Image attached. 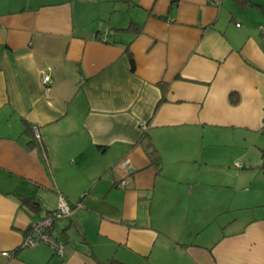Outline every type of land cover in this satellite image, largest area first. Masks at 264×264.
Segmentation results:
<instances>
[{
  "label": "crops",
  "instance_id": "1",
  "mask_svg": "<svg viewBox=\"0 0 264 264\" xmlns=\"http://www.w3.org/2000/svg\"><path fill=\"white\" fill-rule=\"evenodd\" d=\"M218 1L0 0V264H264V148L246 193L204 173L264 146V26ZM60 197L63 255L23 246Z\"/></svg>",
  "mask_w": 264,
  "mask_h": 264
},
{
  "label": "rangeland",
  "instance_id": "2",
  "mask_svg": "<svg viewBox=\"0 0 264 264\" xmlns=\"http://www.w3.org/2000/svg\"><path fill=\"white\" fill-rule=\"evenodd\" d=\"M250 3L239 5L234 0H225L224 7L227 11L237 14L241 18L242 27L256 30V35L261 38L258 27L264 26V0H249ZM122 6H117V9H123ZM126 12H122L121 21L118 23L121 26H127ZM239 21V20H238ZM262 32V31H261ZM259 142L264 143V136H260ZM264 146H259L258 143L250 142L249 140L239 141L226 147H212L209 152V166L204 172L211 178L221 177L225 184V193L230 199L241 193H246L243 187L254 184L255 177L261 176L262 172L259 168L261 151ZM260 166L257 167V165ZM224 191L223 189H221ZM250 191V189H249ZM234 216H228L231 218Z\"/></svg>",
  "mask_w": 264,
  "mask_h": 264
},
{
  "label": "built area",
  "instance_id": "3",
  "mask_svg": "<svg viewBox=\"0 0 264 264\" xmlns=\"http://www.w3.org/2000/svg\"><path fill=\"white\" fill-rule=\"evenodd\" d=\"M212 3H214L215 5H219L218 0H212ZM261 29L262 31H264V28L261 27ZM41 83L43 86H47L49 84V77L45 72L41 73ZM140 129L145 130L146 125L140 124ZM34 137L37 144L39 146H42L40 135L38 133V130L36 129L34 130ZM119 165L120 168L125 170L126 168H129V160L124 159L119 163ZM125 184V180L118 182V186L120 188H123ZM76 206H80V204H76ZM71 212L72 209L67 205L66 201L62 197H60L58 209H56L54 212L47 213L42 218L38 219L30 225L29 231L24 238L23 246H35L39 243H45L52 247L55 254L62 256L64 252V245L62 241L52 235L51 229L54 220L68 217L70 216ZM3 254L7 253L4 252Z\"/></svg>",
  "mask_w": 264,
  "mask_h": 264
},
{
  "label": "trees",
  "instance_id": "4",
  "mask_svg": "<svg viewBox=\"0 0 264 264\" xmlns=\"http://www.w3.org/2000/svg\"><path fill=\"white\" fill-rule=\"evenodd\" d=\"M236 3H238L239 5H244V4H247V3H250L249 0H234ZM130 32L132 33L133 35H136L137 33H139L141 31V26L138 24V23H135L133 21H130L129 24L125 27H120V28H117V27H111L110 28V32H111V35L114 34L115 32ZM125 51L127 53V56H128V59H129V63H130V68L131 70L134 69V61H133V57H132V54L130 53L129 51V48H128V45H126L125 47ZM163 92H164V89H163ZM164 98L162 97L161 100H163ZM229 100L230 102L233 104V103H236L237 102V97L236 95L233 93V94H230L229 96ZM145 136H142V138L144 139ZM20 198H21V201L23 204L27 205L28 207L36 210L37 209V205L36 203L33 202V200L30 198V197H26L24 195H20ZM109 264H124V263H121L119 261H116L114 259L110 260L109 261Z\"/></svg>",
  "mask_w": 264,
  "mask_h": 264
}]
</instances>
